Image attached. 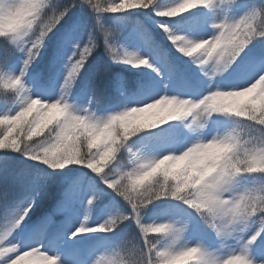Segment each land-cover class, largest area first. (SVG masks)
I'll list each match as a JSON object with an SVG mask.
<instances>
[{"label":"clouds","instance_id":"clouds-1","mask_svg":"<svg viewBox=\"0 0 264 264\" xmlns=\"http://www.w3.org/2000/svg\"><path fill=\"white\" fill-rule=\"evenodd\" d=\"M0 264H264V0H0Z\"/></svg>","mask_w":264,"mask_h":264},{"label":"trees","instance_id":"trees-1","mask_svg":"<svg viewBox=\"0 0 264 264\" xmlns=\"http://www.w3.org/2000/svg\"><path fill=\"white\" fill-rule=\"evenodd\" d=\"M50 50H51V45H50ZM50 55V52H49V54L48 55H46L45 56V58H46V61L48 62V56ZM116 70H119V69H117V68H114V69H112V72L115 74V72H116ZM122 71H124L125 72V74H126V71L124 70V69H121ZM131 71H133L134 73H137L138 71L140 72V70H131ZM53 191V190H52ZM52 191L41 201V203H40V205L38 206V209L37 210H39V211H41V212H43L45 209H46V205H50V201H51V199H52V197H53V194H54V192L52 193ZM40 212V213H41Z\"/></svg>","mask_w":264,"mask_h":264},{"label":"rangeland","instance_id":"rangeland-1","mask_svg":"<svg viewBox=\"0 0 264 264\" xmlns=\"http://www.w3.org/2000/svg\"><path fill=\"white\" fill-rule=\"evenodd\" d=\"M97 59H99V60H103V58L100 57V56H98ZM104 63H107V62L104 61ZM109 66H111V68L125 69V70H127V71H131V70L126 69L124 66H119V65H109ZM139 74H140V72H138V74L135 75V76L133 77V79H135ZM131 75H132V74H131ZM70 247H71V246H69V247L67 248V252H68L69 255H71V249H70Z\"/></svg>","mask_w":264,"mask_h":264}]
</instances>
